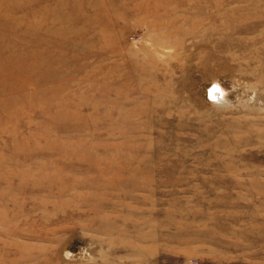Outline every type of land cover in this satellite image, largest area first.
Segmentation results:
<instances>
[{
	"label": "rangeland",
	"instance_id": "1",
	"mask_svg": "<svg viewBox=\"0 0 264 264\" xmlns=\"http://www.w3.org/2000/svg\"><path fill=\"white\" fill-rule=\"evenodd\" d=\"M0 264H264V0H0Z\"/></svg>",
	"mask_w": 264,
	"mask_h": 264
},
{
	"label": "bare ground",
	"instance_id": "2",
	"mask_svg": "<svg viewBox=\"0 0 264 264\" xmlns=\"http://www.w3.org/2000/svg\"><path fill=\"white\" fill-rule=\"evenodd\" d=\"M213 90H214V87H213L212 91H213ZM213 94H215L214 98L218 99L219 96H220V89H219V91H218V89H217V90H214ZM221 94H222V93H221Z\"/></svg>",
	"mask_w": 264,
	"mask_h": 264
}]
</instances>
